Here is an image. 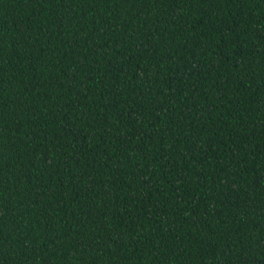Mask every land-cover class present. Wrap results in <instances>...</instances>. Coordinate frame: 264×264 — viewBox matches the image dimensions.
Listing matches in <instances>:
<instances>
[{
    "label": "trees",
    "instance_id": "obj_1",
    "mask_svg": "<svg viewBox=\"0 0 264 264\" xmlns=\"http://www.w3.org/2000/svg\"><path fill=\"white\" fill-rule=\"evenodd\" d=\"M0 264H264V0H0Z\"/></svg>",
    "mask_w": 264,
    "mask_h": 264
}]
</instances>
